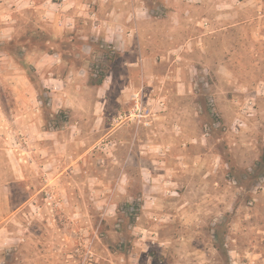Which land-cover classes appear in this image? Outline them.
<instances>
[{
  "label": "rangeland",
  "instance_id": "1",
  "mask_svg": "<svg viewBox=\"0 0 264 264\" xmlns=\"http://www.w3.org/2000/svg\"><path fill=\"white\" fill-rule=\"evenodd\" d=\"M252 1L0 0V264H264Z\"/></svg>",
  "mask_w": 264,
  "mask_h": 264
},
{
  "label": "crops",
  "instance_id": "2",
  "mask_svg": "<svg viewBox=\"0 0 264 264\" xmlns=\"http://www.w3.org/2000/svg\"><path fill=\"white\" fill-rule=\"evenodd\" d=\"M249 6H251L250 9H248L249 11L255 9L258 12V14L254 17H247L242 21L238 20L237 24H244L245 26L246 25H250V26L254 25L259 27L264 26V12H262V10H264V3L258 1L256 2L252 1ZM233 20L235 19H232L231 22L228 24L234 26L236 24V21ZM251 33H253V30H251Z\"/></svg>",
  "mask_w": 264,
  "mask_h": 264
},
{
  "label": "trees",
  "instance_id": "3",
  "mask_svg": "<svg viewBox=\"0 0 264 264\" xmlns=\"http://www.w3.org/2000/svg\"><path fill=\"white\" fill-rule=\"evenodd\" d=\"M7 51H8V53L10 54V55H13L17 60H22V57L21 56H19L17 53H15L14 51L12 52V50H10V48L9 49H7ZM18 53H20L19 51H17Z\"/></svg>",
  "mask_w": 264,
  "mask_h": 264
},
{
  "label": "bare ground",
  "instance_id": "4",
  "mask_svg": "<svg viewBox=\"0 0 264 264\" xmlns=\"http://www.w3.org/2000/svg\"><path fill=\"white\" fill-rule=\"evenodd\" d=\"M135 115V114H134ZM136 116V115H135Z\"/></svg>",
  "mask_w": 264,
  "mask_h": 264
}]
</instances>
